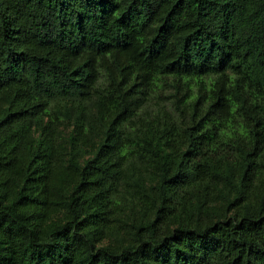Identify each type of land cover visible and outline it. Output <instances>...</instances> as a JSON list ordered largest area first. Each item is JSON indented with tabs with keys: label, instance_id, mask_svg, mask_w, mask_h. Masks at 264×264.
<instances>
[{
	"label": "trees",
	"instance_id": "trees-1",
	"mask_svg": "<svg viewBox=\"0 0 264 264\" xmlns=\"http://www.w3.org/2000/svg\"><path fill=\"white\" fill-rule=\"evenodd\" d=\"M0 264H264V0H0Z\"/></svg>",
	"mask_w": 264,
	"mask_h": 264
}]
</instances>
